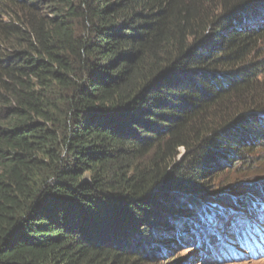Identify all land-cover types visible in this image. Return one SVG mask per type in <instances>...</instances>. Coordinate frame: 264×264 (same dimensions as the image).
Listing matches in <instances>:
<instances>
[{"label": "trees", "instance_id": "16d2710c", "mask_svg": "<svg viewBox=\"0 0 264 264\" xmlns=\"http://www.w3.org/2000/svg\"><path fill=\"white\" fill-rule=\"evenodd\" d=\"M262 44L264 0H0V264H218L264 194Z\"/></svg>", "mask_w": 264, "mask_h": 264}, {"label": "rangeland", "instance_id": "374dc122", "mask_svg": "<svg viewBox=\"0 0 264 264\" xmlns=\"http://www.w3.org/2000/svg\"><path fill=\"white\" fill-rule=\"evenodd\" d=\"M253 24H251L250 26H252ZM261 48L264 51V44L261 45ZM264 56V55H263ZM260 152L262 154H259V157L257 160L261 161L259 164H257V168H255V173H252L248 176H246L247 178L250 179L251 183L249 182H245L244 186H240L242 188L239 189V191L237 192L236 197H239L242 193L243 190H246V186H252L254 187V185L263 187L264 190V151L260 150ZM183 151H180V158L179 160L181 161L183 158ZM213 176L210 179V182L212 184H215V187L217 186H223L227 183H237L239 182V184L243 183L245 178H242V176L237 177V173L235 170H228V168L226 166H223L222 170L217 171V170H213ZM253 181V182H252ZM243 194V193H242ZM257 199H259L258 197H256ZM260 200V199H259ZM264 194L261 196V200L259 202H257V204L255 203L254 205L251 206L250 210L247 211L246 209L244 210H230L228 212V214H224L222 215V217L217 218L213 221H211V227H209V230L206 231V233L204 234V239H209L213 238V242H211L210 240H208L209 244H208V248H210V250H212V253H215L218 249H219V245L221 243H223L224 240H226L230 234V232L232 230H234L235 225L237 222H242L243 218L245 216L248 215V212L250 211H254L256 210L257 205H259L260 207H264ZM212 207H215V205H210ZM231 220H237V222L233 223V226L231 224ZM180 226V228L183 227V224H178L176 223V226ZM203 237V236H200ZM233 248V247H232ZM170 251V249H163L161 250L162 254V258H164L165 262H168V260H170L173 256L177 255L180 259L179 264H183L185 262V264H188L189 262H191L190 264H210L209 260H205L203 261V259H201V250L196 248V247H191V245H185L183 246V249L181 248L180 250L178 248L175 247V250H173V254L168 257L166 252ZM242 254L246 253V250L240 249V251ZM170 254V253H169ZM233 255L232 253L229 255V258H224L222 261L218 262L221 264H264V259H260L258 261H255L253 259L247 258L245 261H237V260H233V257L231 256ZM241 260H243L241 258ZM189 261V262H188Z\"/></svg>", "mask_w": 264, "mask_h": 264}, {"label": "bare ground", "instance_id": "6f19581e", "mask_svg": "<svg viewBox=\"0 0 264 264\" xmlns=\"http://www.w3.org/2000/svg\"><path fill=\"white\" fill-rule=\"evenodd\" d=\"M261 250H262V249L260 248V252H261ZM262 254H264V252H262ZM262 254H261V255H262Z\"/></svg>", "mask_w": 264, "mask_h": 264}, {"label": "water", "instance_id": "95a60500", "mask_svg": "<svg viewBox=\"0 0 264 264\" xmlns=\"http://www.w3.org/2000/svg\"><path fill=\"white\" fill-rule=\"evenodd\" d=\"M254 10V9H253ZM241 13V12H240Z\"/></svg>", "mask_w": 264, "mask_h": 264}]
</instances>
